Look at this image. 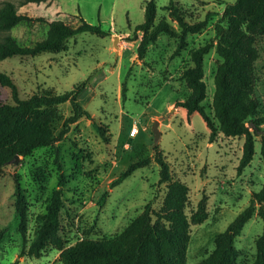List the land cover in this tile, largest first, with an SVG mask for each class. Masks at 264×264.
<instances>
[{"label":"rangeland","instance_id":"rangeland-1","mask_svg":"<svg viewBox=\"0 0 264 264\" xmlns=\"http://www.w3.org/2000/svg\"><path fill=\"white\" fill-rule=\"evenodd\" d=\"M147 1L0 0V8L4 2H10L19 13L31 18L7 32L0 31V43L11 36L19 45L32 47L51 37L48 22L53 20H63L76 27L80 18H84L109 32L104 36L91 32L66 34L59 49L0 60V71L15 81L21 98L66 92L72 96L76 87L86 82V93L80 102L106 129L103 138L92 121L83 117L70 125L63 140L56 142L58 160L68 176L63 193L65 206L61 212V236L67 247L83 239L114 237L143 212L148 202H152L155 211L162 207L167 189L166 183H159L160 166L155 162L157 152L154 150L157 146L169 164L171 180H180L189 188L187 215L191 216L200 202L205 205L208 216L199 224L191 223L186 255V264H198L214 251L216 235L226 230L264 184L260 154L264 123L255 137L254 158L239 174L244 136L226 137L218 133L211 142L210 130L201 115L193 113L188 117L187 111H179L177 106L190 93L180 78L182 71L192 65L190 52L211 42L216 44L215 24L226 6L235 0H174L189 22L209 17L208 25L197 34H189L188 47L175 58L172 55L178 40L164 34L139 58L137 48L142 33L135 32L134 28L144 21ZM155 1L156 21L166 19L178 27L166 9L170 0ZM115 37L119 38L118 48L114 45ZM257 48L254 97L259 103L256 117L262 118L264 35L258 38ZM221 63L215 47L204 57L207 97L203 105L212 119L214 76ZM123 82H126L125 93ZM0 101L14 103L10 88L0 85ZM56 108L52 127L57 136L71 115L72 106L68 101ZM160 117L165 119L159 126V141L155 143L153 126ZM133 126L138 128V133L130 137ZM251 130H254L253 125ZM55 157L54 147L39 148L30 156H20L17 163L12 162L13 158L0 168V231L7 227L0 242V264L15 261L18 264H62L60 251L53 246L45 249L40 258L21 255L36 238L52 192L58 187L60 172ZM147 157L151 158L149 165L136 170L113 189L109 188L130 163ZM15 175L27 201L25 240L19 233V217L15 214ZM106 191L108 196L100 206L99 201ZM262 231L263 220L256 204L253 217L235 239L239 250L237 264L254 263L256 241Z\"/></svg>","mask_w":264,"mask_h":264},{"label":"trees","instance_id":"trees-1","mask_svg":"<svg viewBox=\"0 0 264 264\" xmlns=\"http://www.w3.org/2000/svg\"><path fill=\"white\" fill-rule=\"evenodd\" d=\"M41 2L49 0H27ZM170 15L177 22L175 27L166 19L156 21L157 4L149 0L145 5V18L134 28L142 33L137 53L143 58L149 45L154 44L160 35H167L178 40L172 55L175 58L188 47V35L201 32L209 17L191 23L180 6L170 0L166 6ZM31 18L19 13L10 2H4L0 8V31L7 32L16 25ZM39 21L46 22L44 18ZM224 22L226 24H224ZM52 35L37 42L32 47L21 46L11 36L0 43V60L13 56H35L45 51L60 48L65 36L82 32H91L100 36L109 34L100 25H92L84 18L76 27L63 20L48 22ZM216 44L213 42L199 46L190 52L192 65L186 67L180 76L190 89V93L177 103L187 111L188 117L199 113L210 130V140L214 141L218 133L226 137L244 136L242 156L238 173L252 162L255 155V137L259 135L264 117L257 118L259 103L254 97L256 61L259 58L258 38L264 35V0H235L226 6L223 16L215 24ZM215 47L222 59L214 76L215 92L212 101L214 119L207 113L204 100L207 97V85L204 81V57ZM127 76V75H126ZM0 85L11 90L13 104L0 101V168L9 163L16 155L27 157L36 149L54 147L55 161L60 172L58 187L53 190L47 212L44 215L36 238L21 255L40 258L42 252L50 246L60 251L62 264H186V255L190 237L191 223L199 224L208 214L203 202L197 210L188 216L185 209L188 201V186L180 180H171L169 164L164 160L158 147L155 162L160 166L159 183H166V195L162 207L155 211L152 202H148L143 212L122 232L114 237L83 239L72 246H66L61 236V212L65 206L63 193L68 183V176L58 160L59 150L56 142L63 140L70 125L81 118L91 120L95 129L104 138L106 129L98 124L83 107L80 99L86 93V82L70 92L63 94L32 95L21 98L15 81L0 71ZM126 82L122 84L125 93ZM70 101L71 115L65 120L64 127L56 136L52 127L57 116V106ZM253 125V131L251 130ZM261 136L260 154L264 165V132ZM151 163V158L136 160L111 182L113 189L131 176L136 170ZM15 180V214L19 217V233L26 238L28 214L27 201L18 176ZM108 191L104 192L99 205H104ZM264 184L253 193L250 204L241 211L227 226L226 230L216 235L214 251L198 264H237L239 250L235 239L241 234L246 223L253 217L256 204L263 220V231L256 241V257L253 264H264ZM4 228L0 231V242L4 237ZM19 257H21L19 255ZM12 264H18V261Z\"/></svg>","mask_w":264,"mask_h":264},{"label":"water","instance_id":"water-1","mask_svg":"<svg viewBox=\"0 0 264 264\" xmlns=\"http://www.w3.org/2000/svg\"><path fill=\"white\" fill-rule=\"evenodd\" d=\"M118 41H119V38L118 37H115L114 38V45H115L116 48H118ZM117 52H116V55H117ZM164 119L165 118L160 117L157 120H155V124L153 126V134H154V141H155V143H158V141H159V138H160V135H161L160 130H159V124ZM19 157H20L19 155H16L14 157V160L12 162L13 163H17L19 161Z\"/></svg>","mask_w":264,"mask_h":264},{"label":"built area","instance_id":"built-area-1","mask_svg":"<svg viewBox=\"0 0 264 264\" xmlns=\"http://www.w3.org/2000/svg\"><path fill=\"white\" fill-rule=\"evenodd\" d=\"M138 133V128L136 126H133L130 130V137H135Z\"/></svg>","mask_w":264,"mask_h":264},{"label":"crops","instance_id":"crops-1","mask_svg":"<svg viewBox=\"0 0 264 264\" xmlns=\"http://www.w3.org/2000/svg\"><path fill=\"white\" fill-rule=\"evenodd\" d=\"M181 109H183L182 107H180L178 110L180 111ZM162 125V121L160 122L159 126Z\"/></svg>","mask_w":264,"mask_h":264}]
</instances>
